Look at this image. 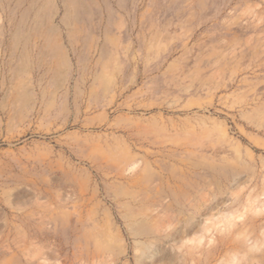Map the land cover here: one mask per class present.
I'll return each instance as SVG.
<instances>
[{
    "label": "rangeland",
    "instance_id": "rangeland-1",
    "mask_svg": "<svg viewBox=\"0 0 264 264\" xmlns=\"http://www.w3.org/2000/svg\"><path fill=\"white\" fill-rule=\"evenodd\" d=\"M83 2L0 0V264L103 240L138 264L128 156L212 202L143 264H264V0Z\"/></svg>",
    "mask_w": 264,
    "mask_h": 264
},
{
    "label": "bare ground",
    "instance_id": "bare-ground-1",
    "mask_svg": "<svg viewBox=\"0 0 264 264\" xmlns=\"http://www.w3.org/2000/svg\"><path fill=\"white\" fill-rule=\"evenodd\" d=\"M81 9L86 11L83 0H75L74 11L77 12ZM67 11L69 14L71 10ZM68 14L66 13L65 15ZM15 39L17 42L21 39L20 32H16ZM52 55L53 57L56 55V61L59 66H62V63L67 61L66 57L57 49H54ZM60 72L61 70L58 71V74ZM26 96L29 98L27 92ZM137 161L132 156L125 157L119 161L122 181L120 183L121 186L118 187V195L125 199L121 205L130 233L136 238H144L143 242H136L138 245L145 244V248H141L140 253L136 255L137 263L143 264L145 256L148 254L149 246H152L151 244L162 239H167L169 242L173 240L176 233L184 230L186 226L194 222V219H196L195 212H198L201 216L207 215L208 213L204 212V210L206 207L211 206L212 202L207 203V200L203 201L201 198L196 201L194 197L193 200H186L188 198L187 195L183 193L182 196H178L177 190L174 188H172L170 194H167L165 189H163L164 186H170L174 183L176 187H179V191L181 190L180 192H182V181L184 186L189 185V181H186L184 177L178 176L176 173H172L169 176L160 175L146 165L145 168H140L143 172L136 171L125 175L126 170L134 171ZM136 189H143V191L137 192ZM155 189L156 192H154ZM170 209H178L180 214L185 215L184 220L176 222L178 216L175 217L174 214L164 216L163 213ZM182 227L184 229H181ZM184 236L186 237L187 235L185 234ZM112 248L113 245L110 241L103 240L97 244L95 252L86 249L75 250L73 253L70 251L72 258L68 256V253V257L64 259H57L59 257L54 256L53 264H103L105 262L112 264L117 260V257L110 254V252H113ZM51 258H53V253L43 252L41 256L32 255L29 262L25 264H51L47 263Z\"/></svg>",
    "mask_w": 264,
    "mask_h": 264
}]
</instances>
